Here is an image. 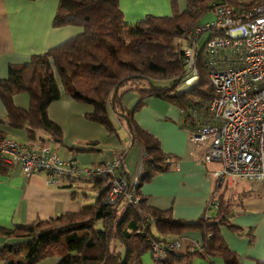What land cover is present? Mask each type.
Wrapping results in <instances>:
<instances>
[{"label": "trees", "instance_id": "1", "mask_svg": "<svg viewBox=\"0 0 264 264\" xmlns=\"http://www.w3.org/2000/svg\"><path fill=\"white\" fill-rule=\"evenodd\" d=\"M170 1L172 14H147L129 24L119 0H59L53 26L74 25L83 31L43 53L33 54L27 62L11 64L8 76L0 80V98L6 107V116L0 117V122L25 130V144L29 147L62 143V129L49 117L48 108L64 92L77 102L92 105L94 111L86 117L104 125L110 134H118L110 110L125 125L129 139L121 151L118 174L132 180L125 158L135 141L141 144L145 155L134 186L141 195L138 203L127 205L122 198L114 204L107 202L106 184L111 174L71 177L63 186L72 189L73 198L81 197L82 184L86 182L98 192L95 201L83 205L78 212L16 223L12 228L0 225L3 264H38L49 257H57L56 264H144L143 255H153L154 242L166 243L188 232L201 235L200 246L185 253L169 252L161 263L192 264L199 257L239 264V255L224 239L221 226L243 233V228L231 221L234 208L241 202L220 193L223 186L216 183V190L197 221L178 219L172 209L150 205L142 193L145 183L173 168V159L163 151L157 137L137 124L135 113L148 98H160L180 107L186 124L195 105L209 103L215 97L203 55L197 63V85L187 93H178L186 76L183 47L191 28L212 17L213 2H236L186 0L187 7L181 11L178 0ZM129 92L139 95L134 107L124 103ZM21 93L29 95V109L16 105L15 96ZM12 168L0 156V175H9Z\"/></svg>", "mask_w": 264, "mask_h": 264}, {"label": "crops", "instance_id": "2", "mask_svg": "<svg viewBox=\"0 0 264 264\" xmlns=\"http://www.w3.org/2000/svg\"><path fill=\"white\" fill-rule=\"evenodd\" d=\"M58 4L59 0H0V80L8 76L11 64L29 61L33 54L43 53L83 31L80 26H53ZM119 5L125 22L129 24L147 14L173 13L170 0H119ZM186 7L187 4L181 11ZM138 99L136 92H129L124 97V103L134 107ZM14 100L17 106L29 109V95L21 93ZM93 111L92 105L77 102L63 92L61 98L48 108L49 117L62 129L63 141L60 144L46 143L64 159H74L84 165L112 161L125 148L129 134L112 110L109 113L117 135L110 134L104 125L86 117ZM5 116L6 107L0 98V117ZM135 120L142 129L159 139L163 151L173 159L171 170L157 174L143 185V195L154 207L172 209L178 219L197 221L216 190L213 171L220 163H199L196 158L201 156V148H197L196 155L191 154L189 129L184 124L180 107L150 97L135 113ZM0 130L22 143L28 142L23 129L0 122ZM144 159L143 148L135 141L125 158V168L131 177L141 173ZM82 185L81 197L73 198L72 189L48 185L46 173L26 175L21 165L13 166L9 175H0V225L12 228L16 223L27 224L39 218L49 219L61 213L78 212L83 205L90 204L91 191L96 194L93 201L98 195L89 183ZM220 193L241 202L234 208L231 221L243 228V233L221 226L224 239L239 255V264L264 261V182H230L220 189ZM194 241L200 243L201 235L198 232L186 233L178 253L187 252ZM57 261V257H49L38 264H56ZM143 263L163 264L155 261L150 252L143 255ZM192 264H223V261L196 257Z\"/></svg>", "mask_w": 264, "mask_h": 264}, {"label": "built area", "instance_id": "3", "mask_svg": "<svg viewBox=\"0 0 264 264\" xmlns=\"http://www.w3.org/2000/svg\"><path fill=\"white\" fill-rule=\"evenodd\" d=\"M256 1L213 2L212 17L191 28L183 47L184 83L199 77L197 63L203 55L215 92L209 103L190 110L186 122L190 152L196 155L201 148L202 154L196 158L199 163H220L213 171L220 186L235 181L264 182V1ZM0 156L8 164L21 165L26 175L46 173L51 186H63L71 177L111 174L106 184L108 203L122 198L130 205L141 199L134 188L138 176L129 181L117 173L121 153L107 163L84 165L64 159L47 143L31 148L0 134ZM182 238L154 242V260L160 262L169 252H177ZM200 244L194 241L188 251Z\"/></svg>", "mask_w": 264, "mask_h": 264}, {"label": "water", "instance_id": "4", "mask_svg": "<svg viewBox=\"0 0 264 264\" xmlns=\"http://www.w3.org/2000/svg\"><path fill=\"white\" fill-rule=\"evenodd\" d=\"M198 80H199V77H197L195 80H193L192 82H188V83H185L183 84L179 90H178V93L179 94H184V93H187L189 91H191L198 83ZM142 170V169H141Z\"/></svg>", "mask_w": 264, "mask_h": 264}, {"label": "rangeland", "instance_id": "5", "mask_svg": "<svg viewBox=\"0 0 264 264\" xmlns=\"http://www.w3.org/2000/svg\"><path fill=\"white\" fill-rule=\"evenodd\" d=\"M186 4H187V1H186V0H178V9L181 10V9L185 8ZM26 62H27V61H26ZM24 94L28 95L27 93H24ZM90 193H91V194H90L91 197H90L88 200H89L90 203H92V201H93L92 198H93L94 196H96V194H95V192H92V191H91ZM94 200H95V198H94ZM93 202H94V201H93ZM98 227H99V228H102V225L99 224Z\"/></svg>", "mask_w": 264, "mask_h": 264}]
</instances>
